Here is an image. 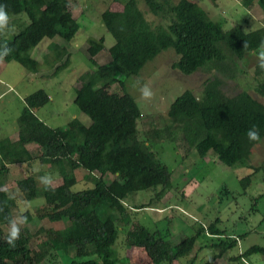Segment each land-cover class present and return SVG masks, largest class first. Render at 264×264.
I'll return each instance as SVG.
<instances>
[{
	"label": "trees",
	"instance_id": "trees-1",
	"mask_svg": "<svg viewBox=\"0 0 264 264\" xmlns=\"http://www.w3.org/2000/svg\"><path fill=\"white\" fill-rule=\"evenodd\" d=\"M72 1L0 0L10 16L26 15L29 19L26 26H19L17 33L0 37V43L6 42L12 49L3 60L17 61L30 72L39 73L42 65L32 57V52L45 39L60 38L63 43H56L50 51L54 61L49 63L50 55L46 54L44 63L55 69L53 75L68 67L71 62L68 44L80 32L71 10ZM254 1L264 11V0L244 3L250 5ZM144 2L163 24L149 21L137 0H126L120 10L108 9L102 13L105 28L116 40L109 49L110 62L100 65L95 60L106 49L105 39L88 40L94 68L80 77L74 102L91 119L89 125L77 118L67 127L47 125L35 114V109L45 107L51 98L45 90H39L25 98L26 105L18 121V140L8 137L0 140V204H4V211L0 212V264H54L55 260L58 264H121L114 249L121 221L126 244L144 250L150 264H174L190 257L204 235L214 241L202 244L201 248L215 253L206 264H215L246 236H229L218 227L217 219L208 226H199L193 236L173 244L166 235L129 222L125 205L129 197L159 187L158 197H161L175 189L173 171L155 151L164 135L176 140L178 135H183L185 144L196 150L200 158H216L228 166L248 164L256 147L264 140V103L248 91L227 95L218 77L208 78L200 95L187 90L177 97L168 112L170 125L164 130L141 131L139 123L143 112L127 90L125 81L119 80L115 73L126 79L136 77L149 62L169 49L178 57L172 68L184 75L202 70L222 71L226 69L228 58L224 47L232 53H240L245 44L250 43L253 33L246 32L242 25L224 28L194 0ZM261 30L258 35L262 36L264 28ZM256 75H264L258 66ZM112 87L119 90L109 91ZM257 92L264 97V81ZM253 125L261 137L258 142H249L246 136ZM32 144L36 152L29 149ZM37 160L57 169L62 180L59 186L46 190L39 186L36 175L31 174L17 181L15 190L6 188L11 166H31ZM79 169H85L94 179L93 187L74 189ZM253 170L255 174L261 172L264 164ZM96 173L100 176L95 177ZM109 174L114 177L111 182L105 179ZM251 182L252 175L245 177L243 187L246 189ZM38 198H44V206L37 209L35 216L30 211H20V202ZM17 211L27 218V223L37 218L66 221L67 226L62 230L40 228L36 233L23 228L15 247H10L2 225L8 224L6 217ZM42 234L45 238L37 249H32L34 238ZM257 253L264 255V247L253 246L231 260L236 262ZM197 259L193 257L189 264H198Z\"/></svg>",
	"mask_w": 264,
	"mask_h": 264
},
{
	"label": "rangeland",
	"instance_id": "rangeland-1",
	"mask_svg": "<svg viewBox=\"0 0 264 264\" xmlns=\"http://www.w3.org/2000/svg\"><path fill=\"white\" fill-rule=\"evenodd\" d=\"M125 1L74 0L71 2V10L78 20L80 32L75 40L68 44L71 54L69 66L56 75H53L55 69L49 68L50 66L44 63V59L46 54H49V63L54 61V54L50 51L56 43H63L60 38L45 39L32 52V57L39 60L42 65L39 73L30 72L17 61H0V140L7 137L13 141L18 140V121L26 105L25 98L39 90H45L50 95L51 101L45 107L35 109V114L50 127H67L75 118L87 125L91 123V119L83 114L74 102L80 77L94 68L88 53L90 47L88 40L104 38L106 49L99 53L95 60L100 65L111 61L109 49L116 40L105 28L102 13L108 9L120 10ZM137 1L149 21L155 25L164 23L149 12L144 0ZM173 1L177 3L180 0ZM194 1L214 22L223 25L224 28L230 29L242 25L246 32L253 31L250 35V43L247 47L244 46L240 53H232L224 47L228 58L226 69L222 71L209 73L202 70L190 76L184 75L172 68L178 57L173 49H169L149 62L136 77L126 79L121 74L115 73L119 80L125 81L127 90L143 112L142 121L139 123L141 131H152L155 128L164 130L168 127L170 125L168 112L176 98L187 90L200 95L205 81L211 77L222 80V88L229 96L248 91L264 103V97L257 92L258 86L264 81V75H256V49L264 41V35H258L264 28V11L258 2L254 1L247 5L244 3L246 0ZM39 7L43 8V5L39 3ZM28 23L29 19L26 15L11 16L10 33H17L20 30L19 26L23 24L24 27ZM10 33L5 36H9ZM144 84L151 87L154 92L151 101L140 98L136 86ZM118 90L117 87H112L109 91ZM177 137L176 140L164 135L162 142L155 146L159 159L174 173L175 189L165 192L161 197H158L161 187L129 197L125 201L130 215L129 222L140 223L153 232L166 235L168 240L177 244L193 236L199 226H208L218 219L220 221L218 227L226 231L229 236L243 234L246 236L240 240L237 247L224 258L217 260L215 264H264V255L261 253L236 262L231 260L233 256H239L253 246L264 247V170L257 174L253 170V167L264 164V140L256 147L248 164L228 166L216 158H200L196 150L188 148L185 144L183 135ZM29 149L34 152L37 150L35 144L30 145ZM10 169V176L6 180V188L9 190H15L17 181L31 174L36 175L37 179L40 176L51 175L54 178V187L62 183L57 169L39 160L34 161L31 166L15 165ZM250 175L252 182L245 189L243 179ZM76 176L78 179L74 188L76 191L94 186V179L89 177L85 169L77 170ZM94 176L100 174L96 173ZM113 178L110 174L105 177L108 182ZM39 186L43 185L39 183ZM42 206H44V198L19 203L22 213L30 211L34 216L37 209ZM143 206L147 207L137 210ZM116 216L120 218L119 214ZM12 217L22 216L17 211ZM66 226V221L51 222L48 219L35 218L30 223L22 224L21 229L27 228L32 233H36L40 228L60 230ZM119 226L121 231L114 249L121 264H150L144 250L126 244L122 231L124 222H119ZM2 227L8 232V224H3ZM44 238L45 234L37 235L31 243V248L37 249V245ZM213 241L210 236L204 235L199 239L190 257L174 264H189L195 256L198 258V264H206L215 253L201 246ZM54 264H58L56 260Z\"/></svg>",
	"mask_w": 264,
	"mask_h": 264
},
{
	"label": "clouds",
	"instance_id": "clouds-1",
	"mask_svg": "<svg viewBox=\"0 0 264 264\" xmlns=\"http://www.w3.org/2000/svg\"><path fill=\"white\" fill-rule=\"evenodd\" d=\"M11 24V16L7 9V6L4 4H0V36H4L7 33L12 31L10 27ZM247 47V44H245ZM12 49L7 45L6 42L0 43V61H3L5 57L10 55ZM256 59L257 66L261 71H264V41L260 43L258 48L256 49ZM137 90L140 93V98L142 100L151 101L154 97V92L151 87L147 84L143 86H136ZM247 139L249 142H258L261 137L259 131L255 125L248 129L246 133ZM35 170V166H34ZM39 183H41L46 190H51L54 184V178L51 175H44L38 177ZM4 211V204H0V212ZM8 220V232L6 235V242L10 247H15L16 242L20 239L21 236V226L26 223V217H6Z\"/></svg>",
	"mask_w": 264,
	"mask_h": 264
},
{
	"label": "crops",
	"instance_id": "crops-1",
	"mask_svg": "<svg viewBox=\"0 0 264 264\" xmlns=\"http://www.w3.org/2000/svg\"><path fill=\"white\" fill-rule=\"evenodd\" d=\"M11 139V138H10ZM55 230H58V229H55ZM60 230H62V229H60Z\"/></svg>",
	"mask_w": 264,
	"mask_h": 264
}]
</instances>
